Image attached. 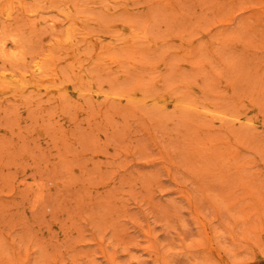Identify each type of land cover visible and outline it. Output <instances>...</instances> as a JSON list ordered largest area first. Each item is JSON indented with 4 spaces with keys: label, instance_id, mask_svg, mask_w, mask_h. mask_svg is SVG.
Returning a JSON list of instances; mask_svg holds the SVG:
<instances>
[{
    "label": "rangeland",
    "instance_id": "obj_1",
    "mask_svg": "<svg viewBox=\"0 0 264 264\" xmlns=\"http://www.w3.org/2000/svg\"><path fill=\"white\" fill-rule=\"evenodd\" d=\"M0 73V264H264V0H0Z\"/></svg>",
    "mask_w": 264,
    "mask_h": 264
},
{
    "label": "bare ground",
    "instance_id": "obj_2",
    "mask_svg": "<svg viewBox=\"0 0 264 264\" xmlns=\"http://www.w3.org/2000/svg\"><path fill=\"white\" fill-rule=\"evenodd\" d=\"M37 65V64H36ZM40 65V64H39ZM37 68V67H36ZM39 68V67H38ZM0 75H1V73H0ZM2 76V75H1ZM5 78H10V80H13V78L12 77H10V76H8V75H3ZM25 76H26V74H25ZM3 77V78H4ZM24 80H26L27 81V79H24ZM15 81H18V82H20V81H22V80H15ZM24 82V81H23ZM18 84V83H17Z\"/></svg>",
    "mask_w": 264,
    "mask_h": 264
}]
</instances>
